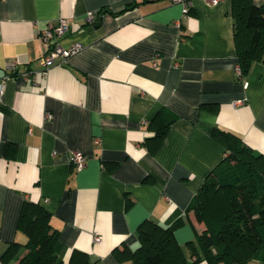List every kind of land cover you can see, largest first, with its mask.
<instances>
[{
	"label": "crops",
	"instance_id": "obj_1",
	"mask_svg": "<svg viewBox=\"0 0 264 264\" xmlns=\"http://www.w3.org/2000/svg\"><path fill=\"white\" fill-rule=\"evenodd\" d=\"M231 7L190 0L182 15L170 0H0V264L25 252L24 201L49 210L65 257L76 249L96 264H133L114 249H134L145 220L177 222L185 254L188 242L199 249L205 225L188 207L225 156L215 129L264 154V61L241 75ZM61 18L67 31L38 38ZM54 42L81 49L44 67ZM73 150L87 157L80 170ZM11 242L21 245L3 258Z\"/></svg>",
	"mask_w": 264,
	"mask_h": 264
},
{
	"label": "trees",
	"instance_id": "obj_2",
	"mask_svg": "<svg viewBox=\"0 0 264 264\" xmlns=\"http://www.w3.org/2000/svg\"><path fill=\"white\" fill-rule=\"evenodd\" d=\"M231 13L239 69L244 75L253 61H264V3L232 0ZM171 120L156 125L153 146L163 138ZM214 134L225 156L206 175L188 207L205 224L199 249L188 242L189 254H185L174 236L177 222L163 226L145 220L137 228L138 245L114 249L118 258L131 259L133 264H246L251 260L264 264V154L231 131L215 129ZM50 214L40 202H23L17 229L26 235L25 252L15 264H96L76 249L65 257L66 248L49 222ZM19 245L11 242L3 258L11 257Z\"/></svg>",
	"mask_w": 264,
	"mask_h": 264
},
{
	"label": "built area",
	"instance_id": "obj_3",
	"mask_svg": "<svg viewBox=\"0 0 264 264\" xmlns=\"http://www.w3.org/2000/svg\"><path fill=\"white\" fill-rule=\"evenodd\" d=\"M172 3H180L182 8L181 12L182 15H187L190 10V0H170ZM207 3L215 4L219 2L220 0H205ZM96 14L95 12H88L85 16V20L87 23H93L95 20ZM69 28L68 22L66 19L61 18L56 24H48L45 28L39 30L37 36L42 41H49L52 37L60 36L65 31H67ZM81 49V44L79 42H73L68 47H63L59 43L54 42L53 44H50L49 47L43 52V54L39 58V62L42 66L48 67L51 64H59L66 60V58L79 51ZM7 68L14 70V64H8ZM45 72V69L43 70ZM3 79L0 80V105L2 103V97H3ZM244 99H238L234 103H242ZM51 116L50 113H46L45 117L49 118ZM98 141V140H95ZM69 159L73 166L80 170L82 169L85 164L87 157L85 154L78 150H73L70 152ZM100 235L94 234L93 240L95 242L100 241Z\"/></svg>",
	"mask_w": 264,
	"mask_h": 264
},
{
	"label": "rangeland",
	"instance_id": "obj_4",
	"mask_svg": "<svg viewBox=\"0 0 264 264\" xmlns=\"http://www.w3.org/2000/svg\"><path fill=\"white\" fill-rule=\"evenodd\" d=\"M205 225V224H204Z\"/></svg>",
	"mask_w": 264,
	"mask_h": 264
}]
</instances>
